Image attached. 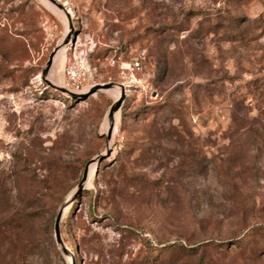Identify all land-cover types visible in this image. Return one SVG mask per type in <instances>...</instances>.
Masks as SVG:
<instances>
[{
	"label": "rangeland",
	"instance_id": "obj_1",
	"mask_svg": "<svg viewBox=\"0 0 264 264\" xmlns=\"http://www.w3.org/2000/svg\"><path fill=\"white\" fill-rule=\"evenodd\" d=\"M57 2L0 0V264H264V0Z\"/></svg>",
	"mask_w": 264,
	"mask_h": 264
},
{
	"label": "water",
	"instance_id": "obj_2",
	"mask_svg": "<svg viewBox=\"0 0 264 264\" xmlns=\"http://www.w3.org/2000/svg\"><path fill=\"white\" fill-rule=\"evenodd\" d=\"M50 1H52L55 4L61 5L59 2H57V0H50ZM68 41H69V36L65 39V41H64L65 44H67ZM56 51H57V49H55L51 53V55H50V58H49V60L47 62V65H46V67H45V69L43 71V76L44 77L47 75V73L51 69V66L53 65L54 56L56 54ZM45 79H46V77H45ZM50 84L52 86H54L55 88H58L62 92H67V93H69L72 96L78 95L77 93L69 90L66 87L57 86V85H55V84H53L51 82H50ZM116 86L121 87V95H120V97L118 99H115L114 100V102L112 103V105L110 106V109H109L108 119L111 121V125H110V128H109V131L105 134L106 140H107L108 143L112 140L113 132H114V129L116 127L115 114L120 111V109H121V107L123 105V102L125 101L126 96H127L126 87H125V85L123 83H119V84H116L114 82L101 83V84H96L95 86H93L89 90V92L87 93V95H90V94H93V93H95V92H97L99 90L113 88V87H116ZM111 149H112V147H109V148L107 147V152L105 154H101L96 159L90 160L88 162V164L86 165V167L84 169L82 179L80 180V182L78 184L77 191L75 192L76 193L75 194V197L78 194H80L85 189V187H86L85 186V183L88 180L90 165L92 163L96 162L97 163V169H98L100 167L101 163L110 155ZM73 200H74V196L72 198H70L69 200H67L66 201V204H64L62 206V208L59 210L58 215L56 217V221H55V234H56V240H57V242L59 244H63V239H62V235H61V219H62V216H63V213H64V210H65L66 206L70 202H72ZM73 264H76V263L73 262Z\"/></svg>",
	"mask_w": 264,
	"mask_h": 264
},
{
	"label": "built area",
	"instance_id": "obj_3",
	"mask_svg": "<svg viewBox=\"0 0 264 264\" xmlns=\"http://www.w3.org/2000/svg\"><path fill=\"white\" fill-rule=\"evenodd\" d=\"M132 69H140L141 62L136 60L131 63ZM65 74L68 78L67 88L75 93H84L91 89L95 83L93 73L82 64H70L65 67Z\"/></svg>",
	"mask_w": 264,
	"mask_h": 264
},
{
	"label": "bare ground",
	"instance_id": "obj_4",
	"mask_svg": "<svg viewBox=\"0 0 264 264\" xmlns=\"http://www.w3.org/2000/svg\"><path fill=\"white\" fill-rule=\"evenodd\" d=\"M56 53L57 54H55L54 60H57L59 58L62 59L63 51L61 50V48ZM61 86L67 88V85H65V84H62ZM116 87H118L121 90V87H119V86H116ZM118 88L113 87V88H108L106 90H108L110 92H113L114 95H115V98L118 99V97L120 96V90ZM115 119H116V127H115V129H117V121L119 119V112H117L115 114ZM107 120H108V122L105 123V129L109 131V128H110V125H111V121L109 119H107ZM115 129H114V131H115ZM110 143H111V141H110ZM109 147H111V146H109ZM96 170H97V165H96V162H94V163H92L91 167L89 168V176H88V180L85 183V186H88V185H90L92 183V179H93V176L96 174Z\"/></svg>",
	"mask_w": 264,
	"mask_h": 264
},
{
	"label": "trees",
	"instance_id": "obj_5",
	"mask_svg": "<svg viewBox=\"0 0 264 264\" xmlns=\"http://www.w3.org/2000/svg\"><path fill=\"white\" fill-rule=\"evenodd\" d=\"M172 246H175V245H172ZM177 247H179V248H182V247H183V245H182V244H180V245H177ZM190 249H191V251H195V250H196V248H195V247H191Z\"/></svg>",
	"mask_w": 264,
	"mask_h": 264
}]
</instances>
